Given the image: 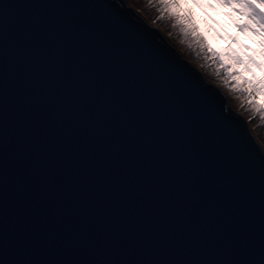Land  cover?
Listing matches in <instances>:
<instances>
[{"label":"snow or ice","instance_id":"1","mask_svg":"<svg viewBox=\"0 0 264 264\" xmlns=\"http://www.w3.org/2000/svg\"><path fill=\"white\" fill-rule=\"evenodd\" d=\"M146 4L264 120V0ZM140 27L111 0L0 4V264H264V155Z\"/></svg>","mask_w":264,"mask_h":264},{"label":"water","instance_id":"2","mask_svg":"<svg viewBox=\"0 0 264 264\" xmlns=\"http://www.w3.org/2000/svg\"><path fill=\"white\" fill-rule=\"evenodd\" d=\"M5 0H0V4H3ZM30 2L35 3H45V4H70V5H77V4H95V3H102L104 0H30ZM111 2L115 5H122L124 9L130 12L131 16L134 17L141 27L139 29H134L137 35L147 44V46L152 49L153 51L157 52H168L174 53L175 56L178 58L179 61H183L184 64L191 69L193 73L199 75L204 85H207L209 88V92L203 93L204 99L210 101L211 107L214 113L217 115L223 113L227 116V124L235 129L242 130V134L245 138V143L248 145H252L260 151L261 155L263 154L262 147L258 141L252 138L248 134L247 123L244 118L237 113H234L230 110L228 99L225 93L215 84L207 83L202 74L188 64L185 60H183L178 52L168 44L164 36L154 27L149 25L142 17L138 16L134 13V10L131 6H129L124 0H111ZM72 11H76L73 9ZM108 43L114 47L120 49L123 54V57L126 62L133 64V72L134 74L139 75L142 77L144 82L151 83L153 89L156 91L158 97L160 99H165L167 97L166 102L168 104H179L177 98L172 96L169 91L167 85L164 83L163 79L159 76L155 75L151 68L149 67H140L136 64V53L133 51H127L123 48L122 43L119 38L113 37L111 38ZM192 119L195 120V116H192ZM226 162H228L226 160ZM258 180V176H257Z\"/></svg>","mask_w":264,"mask_h":264},{"label":"rangeland","instance_id":"3","mask_svg":"<svg viewBox=\"0 0 264 264\" xmlns=\"http://www.w3.org/2000/svg\"><path fill=\"white\" fill-rule=\"evenodd\" d=\"M152 22V20H151ZM150 23V21H149ZM150 25H153V23ZM179 44L181 46L184 47L183 51H180V54L183 55L187 61L194 66L196 69H198V71L202 72V76L204 79H207L209 82L217 85L219 88L225 89L226 87L221 84L218 80V78L215 76V74L211 71V69H208L206 67H202V60H200L195 53H193L191 51V49H189L187 47V45L182 44L181 42H179ZM227 89V88H226ZM228 91V90H227ZM228 97L230 99V106L233 109H236L238 112H240L241 114H243V118L245 121L248 122V124H254L253 128H254V133L256 134V136L260 139V141L262 142V149L264 150V127L263 124L261 123L260 118H251V114L247 111L246 108H244L243 106L240 105L239 100L236 98V96L228 91ZM250 122V123H249ZM255 126H257V128H255Z\"/></svg>","mask_w":264,"mask_h":264},{"label":"trees","instance_id":"4","mask_svg":"<svg viewBox=\"0 0 264 264\" xmlns=\"http://www.w3.org/2000/svg\"><path fill=\"white\" fill-rule=\"evenodd\" d=\"M127 1L133 7L134 11L138 15H140L143 18H145L146 20L150 21L151 24L153 23V26L156 27L157 30H160L163 33L164 37L170 42V45L172 44V45L176 46V48H178L179 50L183 51L184 47L179 44L180 37L177 34H175V31L173 29H171L170 26L166 22H161L156 18L155 13H154V9L147 6L146 0H127ZM137 9H139V11H137ZM151 20H152V22H151ZM169 33H172V34L169 35ZM181 58L183 60H185V58H183V57H181ZM230 110L233 111L234 113H237V114H240L241 116H243V114L238 112L236 109H233L232 107H230ZM251 118H259V117L258 116H256V117L252 116ZM261 123L263 124V127H264V120H261ZM253 125L254 124H248V131L247 132L252 138H254L256 141L260 142V144L262 145V142L254 133L255 130L253 128ZM255 128H257V126H255ZM262 151L264 154V150H262Z\"/></svg>","mask_w":264,"mask_h":264}]
</instances>
